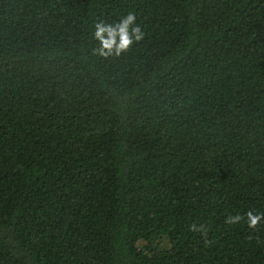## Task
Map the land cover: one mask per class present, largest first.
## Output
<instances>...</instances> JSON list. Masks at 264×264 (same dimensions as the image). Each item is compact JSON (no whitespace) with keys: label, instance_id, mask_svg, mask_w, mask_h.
I'll use <instances>...</instances> for the list:
<instances>
[{"label":"trees","instance_id":"trees-1","mask_svg":"<svg viewBox=\"0 0 264 264\" xmlns=\"http://www.w3.org/2000/svg\"><path fill=\"white\" fill-rule=\"evenodd\" d=\"M129 11L144 39L94 55ZM248 211L264 0H0V264H264Z\"/></svg>","mask_w":264,"mask_h":264},{"label":"clouds","instance_id":"clouds-1","mask_svg":"<svg viewBox=\"0 0 264 264\" xmlns=\"http://www.w3.org/2000/svg\"><path fill=\"white\" fill-rule=\"evenodd\" d=\"M91 35L98 42L94 49V55L108 58L126 53L133 45L139 44L144 39L145 33L137 23L135 12L129 11L126 15H122L118 21L110 24L97 21L93 25ZM242 219L245 217L237 213L227 216L225 223L237 224ZM262 221H264V212L248 211L246 213V223L250 229H255ZM193 230H196L195 225H193Z\"/></svg>","mask_w":264,"mask_h":264}]
</instances>
